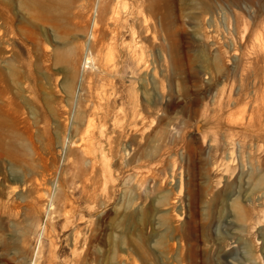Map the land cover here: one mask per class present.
<instances>
[{
  "label": "rangeland",
  "instance_id": "374dc122",
  "mask_svg": "<svg viewBox=\"0 0 264 264\" xmlns=\"http://www.w3.org/2000/svg\"><path fill=\"white\" fill-rule=\"evenodd\" d=\"M0 264H264V0H0Z\"/></svg>",
  "mask_w": 264,
  "mask_h": 264
},
{
  "label": "built area",
  "instance_id": "2783aa9c",
  "mask_svg": "<svg viewBox=\"0 0 264 264\" xmlns=\"http://www.w3.org/2000/svg\"><path fill=\"white\" fill-rule=\"evenodd\" d=\"M87 65H88V63H87Z\"/></svg>",
  "mask_w": 264,
  "mask_h": 264
}]
</instances>
